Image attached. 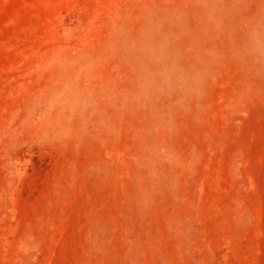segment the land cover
Instances as JSON below:
<instances>
[{"label":"rangeland","instance_id":"374dc122","mask_svg":"<svg viewBox=\"0 0 264 264\" xmlns=\"http://www.w3.org/2000/svg\"><path fill=\"white\" fill-rule=\"evenodd\" d=\"M0 264H264V0H0Z\"/></svg>","mask_w":264,"mask_h":264}]
</instances>
